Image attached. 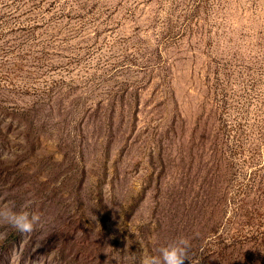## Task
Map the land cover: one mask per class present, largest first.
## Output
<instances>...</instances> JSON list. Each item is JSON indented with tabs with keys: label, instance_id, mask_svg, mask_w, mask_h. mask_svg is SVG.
Wrapping results in <instances>:
<instances>
[{
	"label": "rangeland",
	"instance_id": "1",
	"mask_svg": "<svg viewBox=\"0 0 264 264\" xmlns=\"http://www.w3.org/2000/svg\"><path fill=\"white\" fill-rule=\"evenodd\" d=\"M0 264H264V0H0Z\"/></svg>",
	"mask_w": 264,
	"mask_h": 264
},
{
	"label": "clouds",
	"instance_id": "2",
	"mask_svg": "<svg viewBox=\"0 0 264 264\" xmlns=\"http://www.w3.org/2000/svg\"><path fill=\"white\" fill-rule=\"evenodd\" d=\"M31 201L21 207H0V222L6 223L18 232H30L40 219L37 212L30 211ZM190 244L187 238L177 237L161 245L156 255L144 256L140 264H184L189 260Z\"/></svg>",
	"mask_w": 264,
	"mask_h": 264
}]
</instances>
